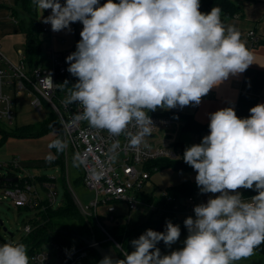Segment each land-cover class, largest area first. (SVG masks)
I'll return each mask as SVG.
<instances>
[{
  "label": "clouds",
  "instance_id": "1",
  "mask_svg": "<svg viewBox=\"0 0 264 264\" xmlns=\"http://www.w3.org/2000/svg\"><path fill=\"white\" fill-rule=\"evenodd\" d=\"M33 3L41 17L51 10L42 22L53 32H71V24H82L76 50L65 60L77 82L63 103L78 105L82 111L75 119L95 129L115 137L126 134L134 150L147 147L145 137L155 127L150 112L198 106L214 88L254 64L241 32L225 26L219 7L202 13L200 0ZM249 113L240 118L231 106L209 113V134L180 157L196 172L200 193L213 194L184 220V247L161 254V241L171 247L181 235L180 226L168 220L164 231L147 229L133 239L134 250L122 259L106 255L99 264H237L255 254L264 244V103ZM66 147L59 138L48 145L57 152ZM117 148L118 141L110 151ZM54 158L51 152L46 157L48 162ZM239 189L257 194L244 199ZM0 264H30L27 246L0 245Z\"/></svg>",
  "mask_w": 264,
  "mask_h": 264
},
{
  "label": "built area",
  "instance_id": "2",
  "mask_svg": "<svg viewBox=\"0 0 264 264\" xmlns=\"http://www.w3.org/2000/svg\"><path fill=\"white\" fill-rule=\"evenodd\" d=\"M60 2L63 4L65 0ZM50 14V9L45 10L43 17ZM41 24L43 32L53 34L50 24L42 21ZM248 35L251 39L249 47L251 49L258 45L260 39L254 30H250ZM74 51L75 49L62 52L51 50L52 67L50 69L44 68L42 63L30 68L26 53L20 52L19 61L13 62L6 58L0 45V123L13 124L16 96L26 93L40 112L45 110V103L49 104L59 118L63 141L67 143V146H71L73 156L81 165L83 184L95 194V197L86 205L80 203L89 216H95L100 225L102 224L98 218V209L101 205L105 206L109 218L115 221V201L125 202L130 211L137 210L141 203H145L151 205L154 211L162 212L163 205L148 200L144 193L151 185L153 173L159 169L152 163L154 160H180L183 156L182 146L165 141L158 142L156 138L160 131L174 126L177 120L167 115L149 113L155 127L151 135L145 137L147 147L142 144L139 149L134 150L129 148L126 134H121L119 137L111 136L107 131L91 127L87 121L75 119L76 114L82 109L76 104L66 106L63 103L67 93L58 95L60 77L67 71L66 57ZM128 130L137 131L132 126ZM116 141L119 142V148L113 153L110 149ZM65 151L66 156L67 147ZM0 171L4 200L18 207L36 210L35 217L24 225L26 234L29 235L35 229L32 222L38 218L37 213L42 205H45L44 209H46L49 206L54 207L57 202L56 178L49 177L42 182L46 192L44 198L37 189V179L25 170L20 157L0 160ZM95 174H99L100 179H95ZM2 178H17V180L9 183ZM161 194L169 202L175 200L166 191ZM195 205H197L195 196L183 199L177 204L178 214L182 216L193 213ZM110 238L120 245L112 236ZM51 245L53 250L42 247L35 248L32 252L27 246L30 264H79L88 257L87 247L70 249L55 243ZM119 248L122 249L121 246Z\"/></svg>",
  "mask_w": 264,
  "mask_h": 264
},
{
  "label": "trees",
  "instance_id": "3",
  "mask_svg": "<svg viewBox=\"0 0 264 264\" xmlns=\"http://www.w3.org/2000/svg\"><path fill=\"white\" fill-rule=\"evenodd\" d=\"M214 6L219 7L221 9V14L223 15L236 16L238 14H243V9L236 0H200V11L202 13H209ZM11 12L14 19L19 23L22 32H24L26 35L25 51L27 55V62L30 68H34L42 61L41 51L44 43L41 37L43 32L42 24L39 21L36 6L34 5L33 0H17V7H12ZM20 15H23V17H20ZM79 24L81 25L82 30V24L80 22ZM80 39L81 37L79 33L76 36L77 42ZM66 67H68L67 63ZM65 80L68 81V86L59 85V96L67 93L68 88L77 82L74 81V77L68 71H66V73L60 77L59 84H63ZM61 87H63V91L60 90ZM153 113L154 112H150V114ZM181 118L185 120L184 129H188L195 134L209 130V124L199 123L192 116L182 115ZM0 124L3 125L2 123ZM54 130H59L62 134L59 118L53 111L50 116L44 119V121L40 124H30L22 127L16 126L12 127L11 129H3L0 126V134L2 135L1 143L5 142L10 136L20 138H34L43 136ZM176 145L182 146L181 143H177ZM182 147L184 153L185 148L184 146ZM54 150L57 155L56 159L53 160L54 163L61 164L65 169L64 152H57L56 149ZM152 163L157 165L159 170L164 168H172L176 171H184L190 168V166L187 165L182 159H158L154 160ZM48 178L49 177H45L42 179ZM10 182H13V180H9V183ZM1 186H3V181H0V187ZM197 189L198 187L195 183L188 181L177 186L169 187L166 190L168 195L174 197V201H167L166 197H163L162 194L156 196L155 198H147L148 200L156 202L157 204H162L163 211L152 212L147 221L140 224L139 226L129 227L127 222H120L116 220L115 217V221H113L114 226L112 229H110L112 232L108 233H110L109 235H112V237L121 245L123 250L117 247L121 259L123 258V251L131 252L134 250L130 242L133 239H137L147 229L162 232L165 230V224L168 220H170L173 224H178L181 220V216L178 214L179 207L177 204L189 196H194L197 192ZM256 194L257 193L255 191L248 189L244 192L246 197H252ZM41 214L44 220L43 223H39L37 225L36 220H33L35 229L20 242L26 246H29V250L31 252L35 248H42L44 245H51L52 243L59 244L70 249H80L87 247L89 251L88 257H86L79 264H88L91 258L93 260V264H99L100 260L103 258L94 247H90L86 244L83 237H90L92 235L93 229L98 241L102 242L104 245L114 244V241L108 238V234L105 232L102 234L99 232L100 230L97 231L96 224L98 220L95 218V216H90L89 221H87L86 218L81 214L70 191L66 193L63 203L60 206L56 208L49 206L45 210L41 211ZM101 224L105 227L102 222ZM105 229L108 231V228L105 227ZM113 229L118 230L113 232ZM182 234L183 233L181 229V235ZM157 247L160 248L162 255L169 254L168 247L163 243V241H161ZM255 251L264 257V244H261Z\"/></svg>",
  "mask_w": 264,
  "mask_h": 264
},
{
  "label": "crops",
  "instance_id": "4",
  "mask_svg": "<svg viewBox=\"0 0 264 264\" xmlns=\"http://www.w3.org/2000/svg\"><path fill=\"white\" fill-rule=\"evenodd\" d=\"M236 1L241 5L243 14H238L236 16L221 14V20L225 26L232 25L241 32V39L246 42V46L248 48L251 45V39L248 33L250 30H254L256 32L260 39L259 43L250 49L254 55V64L250 65L244 73L239 74L238 76L230 77L221 86L214 88L207 96L202 98V101L198 106L190 105L182 109L177 107L171 110L157 109L154 113L174 117L177 120L174 126L168 127L158 133L156 137L157 140H159L158 142L165 141L172 144L181 143L182 146L186 148L193 144L200 143L202 137L209 134V130L195 134L188 129H184L185 120L181 118L182 115L192 116L199 123L209 124L208 114L219 109L231 106L236 111L238 117L246 118L250 115L249 109L251 107L259 103H264V0ZM12 7H17V0H0V45L1 50L7 59L13 62H18L20 59V52L26 53V35L22 32L19 23L13 17L11 12ZM36 10L38 12L39 21L41 22L43 20L41 12L38 8ZM20 17H23V15H20ZM54 36L55 32H53L52 35L50 34L52 42L48 48L49 52L51 50L62 52L69 49H75V47H62L60 44H58V48H56ZM66 40V37L61 38L62 43H65ZM42 52L43 46L41 55ZM41 63L43 64V61H41ZM74 81H77L76 77H74ZM1 139L2 135L0 134V160H9L13 157H20L22 164L27 166L28 164H35L36 162H47L48 160L46 157L50 152L55 157L54 159L57 157L54 148L51 150L48 148V145L55 140L54 138L52 141L50 140L49 143H40V138L38 137L20 138L10 136L3 143H1ZM63 152L65 162V149ZM190 168L192 167L190 166ZM173 170L174 169L170 172H174ZM195 176L196 174L193 175V178H191L189 182L196 184ZM173 186L177 185L166 184V186H163L164 190L162 192ZM148 190L144 193L146 198L152 197L150 195L157 196L159 194L157 193V190L155 191V189L151 191ZM246 190L247 189H239L238 191L244 199H250L251 197H246L244 195ZM147 192L149 194H147ZM194 196L197 204H200L206 203L208 198L213 196V194H201L198 188ZM114 214L116 220H118L119 216L116 214V211ZM189 216L194 217V212L181 216V220L178 223L180 228H185L183 222ZM125 222L128 223L129 227H132V225L129 224V219H126ZM187 235L188 231L186 234L180 235V240H178L171 247H168L169 253L175 249L178 250L183 248ZM182 236L186 237L182 238ZM237 264H264V257L255 251L253 256L238 261Z\"/></svg>",
  "mask_w": 264,
  "mask_h": 264
},
{
  "label": "rangeland",
  "instance_id": "5",
  "mask_svg": "<svg viewBox=\"0 0 264 264\" xmlns=\"http://www.w3.org/2000/svg\"><path fill=\"white\" fill-rule=\"evenodd\" d=\"M115 2H119V0H114ZM101 4L106 2V0H100ZM37 9V7H36ZM71 32H68L67 30H63L61 32H55L54 41H55V47L58 48V44H60L62 47L67 48H73L76 46V36L80 33L81 25L79 22H76L74 24H71ZM42 39L44 41L43 43V52H42V61L44 68L50 69L52 67L51 62V51H48V48L52 42V39L50 37V34L46 32H42ZM66 37V42L62 43L61 38ZM16 106H15V120L13 124L9 125L7 123H4L3 125L0 124V126L3 129H11L12 127H22L25 125L30 124H37L42 123L44 119L48 118L50 114L53 112L49 104L45 103V110L43 112L38 111L35 106L32 104V99L25 93L21 96L15 97ZM39 141L44 143H49V141L54 139H63V134L60 133L59 130L51 131L41 137ZM19 154V152H18ZM75 160V163H74ZM114 164L116 162L114 161ZM25 170L29 172L32 176H34L37 179L36 185L37 189L40 191V194L42 197H46V192L43 188L42 182L47 179H42L45 177H55L56 180V187L55 190L58 191L57 196V202L54 204V207H58L63 203V200L65 198V195L68 191L71 192L72 195H74L82 204L86 205L89 203L94 197L95 194L93 191L89 190L85 187L83 184L82 179V169L81 165L75 159L73 156V152L71 149V146H67V155L65 158V169L61 164H56L52 160L51 162H43L35 164H28L25 166L23 164ZM172 169L170 168H164L162 170H156L153 173L152 179H151V185L147 188L148 191H151L155 189L157 190V193H159L157 196L160 195V193H163L164 190L163 186L167 185H179L183 182L191 180L193 178V175L196 174V172L193 170V168H189L188 170L184 171H175L170 172ZM1 172V171H0ZM172 173V174H171ZM147 194H149L147 192ZM154 197L153 195H150ZM114 205L117 207L116 214L119 216L118 221L125 222L126 219H129V224L132 225V227L139 226L140 224L147 221V219L150 217L151 213L154 212L153 208L149 204H143L141 203L139 205L138 210H134L133 212L129 211V207L125 202L122 201H115ZM40 206V205H39ZM45 205H42L41 209L37 213L38 218L36 219V224L43 223V218L41 211L44 209ZM99 220L105 225L106 228H108V231H106L103 225H100L99 222H97L96 227L97 231L100 233H106L112 232L114 223L109 218L108 213L106 212L105 206L101 205L99 207ZM36 210H33L32 208H22L13 205L10 201L4 200L3 198V191L0 187V245L4 243H16L21 242L26 236V231L24 228V225L33 217H35ZM89 216V215H88ZM90 217V216H89ZM1 221H3V224H1ZM33 223V222H32ZM5 227L7 230H5ZM104 227V228H103ZM182 233L186 234L187 229L181 228ZM118 229H113V232L117 231ZM12 233L13 235H11ZM108 233V234H110ZM108 238L112 235H107ZM186 236H182L184 238ZM187 238V237H186ZM180 240V238H179ZM104 245V244H103ZM113 245V244H110ZM108 246V245H107ZM172 246V245H171ZM44 247L49 248L50 250H53L52 245H44ZM176 250V249H175ZM118 251V250H117ZM119 253V252H118ZM119 258L120 254H119ZM92 258L90 259L88 264H93Z\"/></svg>",
  "mask_w": 264,
  "mask_h": 264
},
{
  "label": "water",
  "instance_id": "6",
  "mask_svg": "<svg viewBox=\"0 0 264 264\" xmlns=\"http://www.w3.org/2000/svg\"><path fill=\"white\" fill-rule=\"evenodd\" d=\"M2 179L6 181L17 180V178H2ZM72 196L81 214L86 218L87 221H89V216L86 213V211L83 209L80 201L74 195ZM1 224H3V221H1ZM5 230H7L6 227H5ZM10 234L13 235L12 233ZM83 239L88 246L94 247L99 252L102 258H104L107 255V256H111L114 260L120 259L119 253L117 251V246H116L117 243L112 238L110 239L114 241L113 245H108V246L103 245L102 242L97 240L96 235L92 229V235L90 237L84 236Z\"/></svg>",
  "mask_w": 264,
  "mask_h": 264
}]
</instances>
